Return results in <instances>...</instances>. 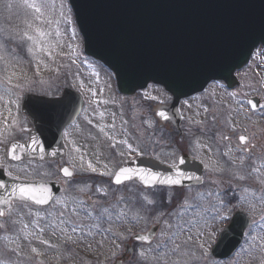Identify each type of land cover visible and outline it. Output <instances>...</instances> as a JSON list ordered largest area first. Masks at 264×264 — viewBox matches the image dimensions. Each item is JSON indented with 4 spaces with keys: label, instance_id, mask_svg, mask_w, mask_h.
I'll list each match as a JSON object with an SVG mask.
<instances>
[{
    "label": "rangeland",
    "instance_id": "1",
    "mask_svg": "<svg viewBox=\"0 0 264 264\" xmlns=\"http://www.w3.org/2000/svg\"><path fill=\"white\" fill-rule=\"evenodd\" d=\"M29 2L40 5L42 15L25 7V0H0V82L9 83L11 86H20L21 83L23 87L28 88V91L34 86L33 82H36L35 85L41 92H51L49 87L53 84L72 85L73 88L81 86L84 87L83 94H90V99L91 101L94 99V103H101L104 100L108 105L116 107L119 98L115 94L110 73L97 63L82 58V38L68 1L29 0ZM37 28L46 34L44 38L37 35L35 31ZM24 32L34 36L37 43L21 40L20 37ZM262 53L264 48L256 49L248 65L236 74L240 82V86L233 91L238 93L236 96L219 93L220 90H215L214 87L212 94L215 96L212 98V103L219 108L223 102H226L225 97L232 98L228 112L224 116L220 115L221 109H219L220 116L213 114L219 122L217 128L219 150L224 154L231 147L221 139L222 134L229 136L233 133L237 136L246 133L250 138H254L253 142L258 146L253 149L251 158L246 157L245 164L241 166L238 157L242 153L231 147L234 151L229 156L237 158L235 164L229 156L227 163L219 159L216 166L210 170L215 176L209 183L199 189L170 191L166 194V207L163 210L156 208V200L160 192L153 193V199L148 197L154 200V203L147 204L144 200L147 194L141 193L140 189L136 190L134 186L130 187L129 191H137L138 207L150 209L151 212L155 210L153 223L159 224L154 249L150 250L152 254L149 264H260L264 259V250L261 247L264 240V220L261 219V216H264V204L260 203V199L264 197V186L256 181V173L248 176L244 181L235 180L232 175L235 171L247 175L251 167H261L264 163L260 159L264 155V55ZM9 97L13 98L14 95L0 89V116L8 115L11 118L10 123L13 124V115L16 112ZM253 97L261 102L257 113H252L247 106V100ZM198 102L201 101H195L194 104ZM89 117L90 123L94 124L92 131L100 132L101 129L105 131L108 129L106 120L111 117V110L107 105L95 114L94 110L90 109ZM120 128L119 123L115 131L120 132ZM78 133L84 132L73 128L68 130L66 135ZM120 145L133 147L124 142ZM4 158L5 154L3 155L0 150V167L4 165L6 172L12 178L25 181H51L58 177L57 166L54 164L27 162L23 166H8ZM260 175L264 176V172ZM245 187L249 189L247 193L243 191ZM65 188L57 203L45 211H37L19 204L9 209L5 218L0 220V225H3L0 227V264H89L66 251L65 244L71 240L83 241L82 227L88 224L87 217H83V214H88V210L85 212V209H88L85 196H88L91 190L90 187L74 183L66 184ZM99 192L103 191L100 189ZM241 196H247L248 200L256 205L254 213L248 211ZM158 201L160 205H164L162 200L158 199ZM130 206L131 202L119 196L109 208L126 209ZM102 207L97 199L90 208L102 210ZM219 209H222L221 215L229 217L223 224L213 219L216 210ZM239 211L245 213L250 222L255 219L257 223L248 229L243 239L244 247L233 259L214 261L210 256V249L232 215ZM30 213H38V215H30ZM137 214L138 220H144L139 223L142 230L152 224L151 218L145 213L138 211ZM73 227L77 228L75 233L71 231ZM69 236L71 239H68ZM253 236L257 239L253 240ZM164 242H174V244L164 248ZM200 245H203L206 256L201 255ZM77 246L87 248L81 243ZM159 246L163 247L161 252H157ZM33 248L36 252L32 251ZM93 249L97 250V248Z\"/></svg>",
    "mask_w": 264,
    "mask_h": 264
},
{
    "label": "water",
    "instance_id": "2",
    "mask_svg": "<svg viewBox=\"0 0 264 264\" xmlns=\"http://www.w3.org/2000/svg\"><path fill=\"white\" fill-rule=\"evenodd\" d=\"M68 1L83 38L85 55L114 73L119 91L131 94L154 83L172 95L174 107L181 99L202 91L211 81H223L229 89L237 86L234 73L248 63L254 49L264 46L260 41L264 38V0ZM68 99L65 94L63 102ZM251 101L256 107L249 104L250 108L256 110L258 100ZM58 102L32 96L24 99L23 113L36 131L25 147L10 146L9 160L52 157L51 147L58 140L59 127L51 128L53 133L49 135H41L40 131L45 133L49 128L41 110H49L53 115ZM141 164L136 161L122 167L130 170L129 178L122 177V182L135 179L144 188H183L197 186L202 180L199 163L182 159L175 167L151 164L150 171L158 180L145 185L140 178ZM168 178L179 183H160ZM0 184L5 186L0 188V212L3 213L10 201L45 207L58 193L52 184L10 180L1 170ZM20 185L35 189L33 195L48 202L37 204L13 195L12 189ZM248 224L244 214L236 213L219 236L212 255L217 259L229 257L240 244Z\"/></svg>",
    "mask_w": 264,
    "mask_h": 264
},
{
    "label": "flooded vegetation",
    "instance_id": "3",
    "mask_svg": "<svg viewBox=\"0 0 264 264\" xmlns=\"http://www.w3.org/2000/svg\"><path fill=\"white\" fill-rule=\"evenodd\" d=\"M213 85L223 84L211 83L200 94L184 99L179 103V123H177L175 114L169 109L172 97L158 86L149 85L143 91L124 96L117 91L114 82L115 94L119 98L118 104L114 107L110 104L109 106L108 102L104 100L101 103H94V99L92 101L90 99V94H83L84 87L81 86H77L75 89L72 85L53 84L52 87H49L51 92H41L35 85L31 86L28 91V88L23 86H11L9 83L0 82L1 90L14 95L13 98L9 97L13 103L17 105L19 102V108L13 115V124L10 123L11 118L8 115L0 116V150L2 153L6 152L10 143L23 144L28 140L32 126L21 113V101L25 95L33 94L60 98L66 89L76 93L79 98L75 96L74 102L80 103V109L75 120L62 132L64 153L53 161L44 162L57 166L58 177L50 182L59 185L60 193L48 208L42 211L50 209L57 203L66 189V184L74 183L90 187L91 193L85 196L88 206L85 212L88 210V214L82 213L83 217H87L88 222L86 226L82 227L83 241H68L67 249L71 250L70 253H74L73 249H77L78 255H82V258L90 264H149L150 254H152L150 250L154 248L155 240L147 243L148 241L134 239V237L144 236L150 232L154 225V214L150 209H140L139 204L136 203L137 191L131 192L129 189L134 186L136 190L140 189L141 193L147 194V197L152 199L155 189L143 190L138 181L113 186L112 180L118 169L135 159L152 160L174 166L179 159L185 158L196 160L202 165L204 168L202 184L209 183L215 176V173L210 172V170L216 166L218 161L228 162L227 156L219 150L217 131L219 122L216 118L213 119L215 117L213 114L219 115V109H221L222 114L220 115L224 116L228 112L229 103L232 102V98L225 97L226 102H223L220 108L213 105L214 88L215 90L220 89L219 87L213 88ZM220 91L222 94L229 93L224 85ZM149 96H155L156 99H148ZM195 101L201 102L194 104ZM106 105L111 110V117L106 120L108 129L100 132L92 131L94 124L90 123V109L94 110L95 114ZM191 107L192 110H190ZM205 108L208 109L207 113L204 111ZM160 111L167 115V120L156 114ZM195 120L202 121V123L196 124ZM119 123L121 124L120 132H116L115 127ZM112 126L114 128H110ZM73 128L84 133L66 135L67 131ZM239 136H234L231 133L229 140L224 141L235 149L236 144H239ZM121 142L133 145V147H122ZM250 151L252 152L253 149ZM25 163L22 161L18 164H7L23 166ZM89 164L96 170L92 171L88 167ZM63 168H68L72 173L70 178L64 176ZM97 189H101L103 192L100 193ZM119 196H123L129 203L131 202V206L126 209L120 207L110 209L109 206ZM97 199L103 205L102 210L90 208ZM13 205L15 203L11 206ZM105 209L107 211H104ZM138 211L145 213L152 220V224L146 229L142 230L140 227V221L143 222L144 220H138ZM118 214L120 215L119 219H117ZM72 217L75 218V216ZM89 231L91 235H87ZM113 233L120 235L114 236ZM80 243L87 248L77 246ZM116 244L120 246L116 247ZM93 248H97V250ZM140 251L146 252L147 259H139L138 253Z\"/></svg>",
    "mask_w": 264,
    "mask_h": 264
},
{
    "label": "snow or ice",
    "instance_id": "4",
    "mask_svg": "<svg viewBox=\"0 0 264 264\" xmlns=\"http://www.w3.org/2000/svg\"><path fill=\"white\" fill-rule=\"evenodd\" d=\"M24 6L27 8L33 9L35 13L42 15V7L40 5H37L35 2H29V0H25ZM37 19H39V16L37 17ZM49 23H51V21H49ZM29 27H31V24H29ZM35 31L40 38H44L46 35L43 31H40L39 28L35 29ZM20 39L21 40L26 39L28 41H32L33 44L37 43L36 38L32 35H29L28 32H24L23 35L20 37ZM260 41H261V43H264V38H261ZM29 51H31V49H29ZM262 55H264V53H262ZM223 79H227V78L225 76H223ZM213 87H223V85H213ZM237 94L238 93H236V92L229 93L230 96H236ZM148 99L155 100L156 97L155 96H149ZM38 103H48V102L47 101H38ZM247 103L252 105L253 108L256 107V105L252 104L251 100H248ZM204 111L207 113L208 109L205 108ZM156 114L165 120L168 119L167 115L163 111L157 112ZM197 115H199V113H197ZM213 119H215V117H213ZM195 123L201 124L202 121L197 120V121H195ZM101 131H103V129H101ZM221 139L222 140H229V136L227 134H222ZM238 139H239V144L236 146L235 151L242 153L238 157V160H239V164L241 166H243L245 164L246 157L251 158V156H252V152L250 150L257 148L258 146L256 143L253 142L254 138H250L246 135H240ZM33 143H35V141H33ZM233 151L234 150L231 147H229L228 150L224 154L226 156H229V154L232 153ZM13 158H16V157L14 156ZM229 158L233 161L234 164L236 163L237 158H235L233 156H229ZM260 159H262V161H264V155H262L260 157ZM181 162H183V161H181ZM88 167L92 171L96 170L95 168L92 167L91 164H89ZM62 171H63L65 176H71L72 175V173L69 171L68 168H63ZM129 171H130L129 169H120L119 172L115 173V183H117V184L122 183V177H124L125 179H128L129 177L127 176V173H129ZM262 172H264V163H262L261 167H255V166L251 167V169L248 171L247 175L242 174L239 171L233 172L232 175H233V179L239 180V181H244L248 178V176H251L253 173H256L257 174L256 181L260 185L264 186V176L260 175ZM105 174H107V173H105ZM140 178L145 185L154 184L158 180V177L156 174L152 173L151 171H147V170L144 171V174L141 175ZM13 179H16V178L14 177ZM160 183L178 184L179 180L168 178L167 180L160 181ZM4 187L5 186L3 184H0V188H4ZM97 190L100 191V189H97ZM34 191H35V189H33L29 186L20 185V186L14 187L12 189V194L18 195L20 198H22L24 200H34L35 203H37V204H46L48 202L47 199H37L33 195ZM45 191H46V189H45ZM243 191H244V193H247L249 191V189L247 187H245L243 189ZM144 200L147 202V204H153L154 203V200L148 199L147 196L144 197ZM241 200H243L245 202L249 212L254 213L256 211V205L253 204L250 200H248L247 196H241ZM5 203H6V201H5ZM220 203H221V205H223V201H221ZM260 203L264 204V197H262L260 199ZM221 210L222 209L216 210V215L213 217V219L218 220L219 223L223 224L226 220L229 219V217L226 215H221L220 214ZM104 211H107V210L105 209ZM3 215H4V213L0 212V217H2ZM30 215H38V213H30ZM49 215H51V213ZM61 215H63V213H61ZM89 215H90V213H89ZM119 218H120V215L118 214L117 219H119ZM261 219L264 220V216H261ZM256 223H257V221L255 219H253L251 221L250 227L256 225ZM0 227H3V225H0ZM25 227H27V225H25ZM40 231H43V229H40ZM60 231H63V229H60ZM71 231L73 233H75L77 231V228L73 227L71 229ZM106 231H109V230H106ZM87 235H91V232L89 231L87 233ZM113 235L119 236L120 234L119 233H113ZM68 239H71V236H69ZM134 239H143V238L136 236V237H134ZM252 239L255 240V239H257V237L253 236ZM41 243H45V242L41 241ZM49 246H51V245H49ZM115 246L119 247L120 245L116 244ZM261 247H262V250H264V240H262ZM200 249H201V255L206 256L207 253L203 250V245H200ZM32 251L36 252V249L33 248ZM138 257L140 260H145V259H147V254L144 251H140L138 253ZM260 264H264V259L261 260Z\"/></svg>",
    "mask_w": 264,
    "mask_h": 264
}]
</instances>
